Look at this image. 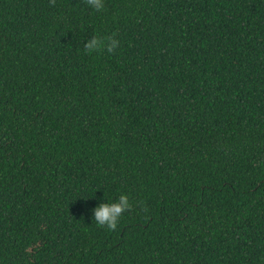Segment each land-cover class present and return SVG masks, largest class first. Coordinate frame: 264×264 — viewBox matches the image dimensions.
Listing matches in <instances>:
<instances>
[{
  "label": "trees",
  "instance_id": "1",
  "mask_svg": "<svg viewBox=\"0 0 264 264\" xmlns=\"http://www.w3.org/2000/svg\"><path fill=\"white\" fill-rule=\"evenodd\" d=\"M0 264H264V0H0Z\"/></svg>",
  "mask_w": 264,
  "mask_h": 264
},
{
  "label": "clouds",
  "instance_id": "2",
  "mask_svg": "<svg viewBox=\"0 0 264 264\" xmlns=\"http://www.w3.org/2000/svg\"><path fill=\"white\" fill-rule=\"evenodd\" d=\"M87 3L96 11H100L104 8V0H87ZM119 46L120 41L115 36L109 37L106 40H101L96 36H92V38L87 39L84 43V49L89 53L94 52L101 47L111 53L119 48ZM131 207L132 205L127 194L119 195L114 202H105L103 198L102 202L98 203L95 208L91 209V219L99 226L115 230L122 214L127 212Z\"/></svg>",
  "mask_w": 264,
  "mask_h": 264
}]
</instances>
